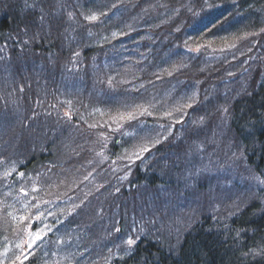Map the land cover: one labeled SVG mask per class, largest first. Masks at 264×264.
I'll use <instances>...</instances> for the list:
<instances>
[{
    "label": "trees",
    "instance_id": "16d2710c",
    "mask_svg": "<svg viewBox=\"0 0 264 264\" xmlns=\"http://www.w3.org/2000/svg\"><path fill=\"white\" fill-rule=\"evenodd\" d=\"M0 1L6 8L0 11V62L7 63L9 59L19 62L31 57L35 63L46 61L47 70L48 66L56 69L57 77L45 85L52 92L59 77L75 73L73 79L85 87L82 99L93 100L88 94L99 88L101 98L95 99L98 100L95 105L110 108L114 99L109 97H119L121 110H131L134 119L122 115V121L118 119L109 132L107 147L111 154L107 151L114 161L123 164L117 161L119 149L133 140H142L148 133L152 138L145 137L142 142L147 146L158 125L163 131L168 128L166 125L174 127L170 133L172 143L155 144L132 155L128 166L131 173L127 175L128 180L133 177L132 188L124 187L127 193L124 199L134 193L136 201L144 184L149 188L179 184L187 158L176 163L174 158L163 154L166 147L172 148L176 157L179 152L189 155L191 144L200 147V154L192 159L195 169L192 184H201L195 178L199 175L201 157L211 167L215 160L220 163L224 155L236 158L231 162L227 159L225 164L233 162L238 167L246 164L262 179L260 194L245 208L202 215L177 248L170 249L163 240L145 237L132 253L119 256L110 264H264V0H85L81 4L75 0ZM30 5L33 8H28ZM93 15L96 20L89 19ZM34 38L36 41L32 42ZM125 54L135 57L130 61L123 58L119 78L111 79L107 71L102 74L104 62L118 61ZM50 60L55 61L53 67L48 64ZM93 69L102 74L95 80ZM19 78L22 80L16 83L13 98L22 101L31 90L26 81L31 80L23 74ZM45 86L46 95L32 94L30 103L37 115L46 113L48 118V110L53 109L49 104L55 98ZM167 89L172 94L164 102L166 99L161 95ZM2 96L8 99L0 93V107ZM177 103L180 105L174 116L164 115L165 109L175 108ZM183 114L186 116L182 120L174 119ZM72 119L77 126L80 115L72 114ZM28 123L27 129L34 127V137L40 138L41 126L36 128ZM124 123L125 127L118 128ZM155 125L157 129L151 132ZM23 126L19 125L20 129ZM139 143L135 146L139 147ZM41 144L39 141L40 149L30 153L25 163L14 162L12 172L0 173V194L4 193L2 188H8L12 198H21L5 202L0 199V264H12L18 256L16 264H94L88 259L91 250H85L82 244L86 238L83 228L75 223L77 207L73 206L71 211L61 207L65 203L63 196L76 198V192L89 188L88 181H82L83 186L81 183L75 186L73 182L72 188L69 181L63 180L55 191H66L63 196L42 199L35 196L33 186L41 178L35 182V174H30V170L48 160L41 168L51 172L47 168L51 165L49 160L53 155L55 158L61 155L58 142ZM150 154L153 157L148 158V163L145 156ZM161 160L170 165L167 175L156 170L162 166ZM58 168L53 171L54 181L60 176ZM212 174L204 176L208 179ZM26 193L34 201H26ZM70 202L71 199L66 203ZM12 203L14 207H19V203L23 207L14 214L10 210ZM37 204L43 212V223L50 224L51 230L42 242L37 241L29 248L33 239L30 232L35 233L43 224L33 225L30 219L23 218L35 217ZM98 224L94 223L91 229L97 231ZM121 224L126 226L125 221ZM4 245L9 247L4 249Z\"/></svg>",
    "mask_w": 264,
    "mask_h": 264
},
{
    "label": "rangeland",
    "instance_id": "374dc122",
    "mask_svg": "<svg viewBox=\"0 0 264 264\" xmlns=\"http://www.w3.org/2000/svg\"><path fill=\"white\" fill-rule=\"evenodd\" d=\"M21 1L25 2L24 0ZM83 1L85 0H75V3L81 4ZM112 1L116 2L117 0ZM0 2V11H5L4 2ZM151 7L154 8L155 6ZM28 8H33V6L30 5ZM35 41L36 38L32 40V42ZM30 45L32 44L30 43ZM222 56L224 55L220 57ZM131 57L134 59L135 56L133 54H125L123 57L120 56L118 61L109 60V62H104L102 74L103 71H107L106 74L111 79L112 77L119 78L123 70V67L120 66L124 60L123 58H127L130 61ZM129 61H127L126 70L129 69ZM5 62L7 63L0 62V93L8 97L7 102L2 96L1 100L3 102L0 107V152H3L0 155V173L3 172L4 174L6 171L10 173V168L14 169L16 167L14 162L25 163V158L30 156V153H35V151L40 149L38 147L39 141L42 142L41 146L54 141L58 142L61 155L58 158L53 155L49 160L51 165L47 168L51 172L46 173L47 169L43 171V168H41L43 163H47L48 160L40 163L35 169L30 170V174H35V182L38 178H41L35 183L33 190L36 191L35 196H39L41 199L54 197L55 195L63 196L67 193L66 191L55 193L59 187L58 182L64 180L66 182L69 181L68 185L75 182V186H80L82 181H88L89 188L76 192V195H74L76 198H72L73 196L65 198L63 196L65 203L61 207L68 211L73 210V206L77 207L75 223L81 224L84 236L90 239L87 240L85 238L82 244H84L85 250L88 248L91 250L88 259H91L92 263L110 264L114 262L117 257L122 256L129 248L132 249L134 245L136 246L142 236L151 237L153 240H163L164 246L166 245L170 249L177 248V245L184 238V234L192 230L194 224L199 222L202 215H213L220 211L223 213L224 211L228 213L238 212L256 199L257 193L260 194L262 179L251 167L246 166V164L242 165L243 167L233 166V162L225 164L227 159L230 162L236 159L234 156L224 155L220 159V163L215 160L212 162L211 167L201 157L198 165L199 175L195 177H198V180L200 179L201 184H192L191 175L195 171L192 168L194 167L192 159L193 156L200 154V147L198 149L197 146L191 144L188 151L189 155L179 152L180 154L176 157L173 154L176 155L177 153L169 147H166V153H163L174 158L177 161L176 163H178L179 159L184 160L185 156L187 158V161H184L186 165L182 170V176L178 178L180 185H177L179 186L166 187L159 185L155 188H149L144 184L143 189L140 190L141 195L137 197L136 201L134 200V193L124 199L125 194H127L123 191L124 187H129V190L132 188L130 180L133 177H130V180L127 178V175L129 176L131 173L128 166L131 164L129 161H131L132 155L141 149L143 150L144 147L151 149L155 144L172 143L174 140L170 133L174 127L166 125L168 128L165 131L160 129L161 125H158V129L156 125L154 129L151 127V132L157 129L155 134L152 133L154 135L153 140H148L147 146L142 144L145 137L152 138L151 134L147 133L144 134L142 140L129 142L128 146L119 149L120 159L117 161H121L123 164L118 163L108 154L110 150L107 144L111 135L109 132L111 129L113 130L112 126L118 119H120V122L122 121V115H129L131 112L130 109L121 110L122 106H118V104H121L119 97H109L115 101L112 104L113 108L111 105L110 108L95 105L98 101L95 99L101 98L99 88H93L88 94L94 101L90 100L87 95L85 96L87 99H82L80 96L85 87L81 85L82 83L79 80L73 79L75 73H70V76H65V78L61 74L63 77H59L60 80L56 81V90L52 92L45 85H48L50 81L57 77L56 69L53 67L54 60H50V63H48L53 67L48 66V70L46 61L35 63L32 57L31 59H22V61L20 59L19 62L17 60L11 61L10 59ZM117 64L119 65L118 67H116ZM19 66L23 69L17 71L16 69L20 68ZM22 74L24 77L30 78L31 81H26V83L30 85L31 90L27 91L26 98L20 101L13 98V95L16 93V83L22 80V78H19ZM92 74L94 80L95 77L102 75L99 70H94ZM123 82L125 83L126 81ZM179 84L177 83V85ZM44 86L49 93H54L55 98L53 103L51 101L49 104L53 109L48 110V118H46V113L42 116L40 114L37 115L35 107L33 108L30 103L32 94L36 97H44L46 95ZM171 91V89H167L164 92V96L161 95L166 99L164 102L170 98ZM189 101L192 102V99H189ZM179 105L180 103L175 104V108L170 105L171 108L165 109L164 115L170 114L174 116V112ZM72 114L80 115V121L77 126L73 122ZM55 115L54 119L53 116ZM185 116V114L178 115L174 119L182 120ZM53 119L55 120L54 122ZM28 121L36 128L41 126L40 138L34 137L35 133L33 134L34 131H32L34 127L27 129L30 126L29 123L27 124ZM23 124L25 126L20 129L19 125ZM125 126L126 124L124 123L118 128ZM12 131H14V134L10 133ZM81 135L84 136L83 139ZM136 142H140L139 147L135 146ZM230 144L231 142H229ZM151 157H153V154L145 156L146 160H144L149 163L148 158ZM12 160L14 161L11 162ZM160 162L162 166L157 167L156 170L167 175L170 165L163 160ZM223 162L224 164L222 165ZM56 168H58V175L60 176L58 180L54 181L53 178H56V176L53 173ZM153 170L156 172L154 168ZM70 172H75V175ZM208 172L214 174L207 179L204 175L209 174ZM71 186L74 188L73 185ZM2 189L4 193L0 195L4 198L13 199L12 201H15L14 199L21 200L17 196L12 198L10 189ZM24 198L26 201H28L27 199L34 201V198L28 193L24 195ZM70 199L72 202L66 203ZM23 204L26 205L25 203ZM18 205L19 207L13 206L10 209L14 214L17 208L21 209L23 207L20 206V203ZM87 205L89 208H86ZM123 221L126 222V226H122L121 223ZM136 221H138L137 224L135 223ZM96 222L99 223V228L97 231H93L91 228ZM32 224L34 225L35 222H32ZM72 238H76V235ZM129 238L135 243L128 244Z\"/></svg>",
    "mask_w": 264,
    "mask_h": 264
},
{
    "label": "snow or ice",
    "instance_id": "6c2138e0",
    "mask_svg": "<svg viewBox=\"0 0 264 264\" xmlns=\"http://www.w3.org/2000/svg\"><path fill=\"white\" fill-rule=\"evenodd\" d=\"M89 19H91V20H96L97 17H96L95 15H93V16L89 17ZM128 118H129V119H134V117H133L131 114H129V117H128ZM143 150H144V151H147L146 148L143 149ZM5 175H6V176L9 175V173H5ZM20 175L23 176L24 174H23V173H20ZM21 191L23 192L24 189H21ZM36 208H37V210H38V214H37L35 217H31V218H29V217H24V218H23V219H26V220H29V219H30L31 221L36 222L37 224H43V227H42V228H38L37 231H36L35 233H31V232H30V235L33 237V239L31 240V243L28 245L29 248H31L33 244H36L37 241H41V242H42L44 236L47 234V231H46V230H48V231L51 230V229L49 228V226H48L47 224H44V223H43V220L41 219V218L43 217V212H40V211H39V204L36 205ZM49 215H51V213H49ZM127 243L131 245V244L135 243V241H133L131 238H129L128 241H127ZM27 258H28V257L25 256V259H27ZM19 259H20L19 256L16 257V260H19ZM16 260H14V261L12 262V264H16Z\"/></svg>",
    "mask_w": 264,
    "mask_h": 264
}]
</instances>
